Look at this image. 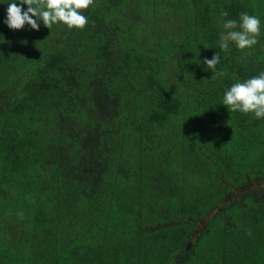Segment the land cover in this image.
<instances>
[{"label": "trees", "instance_id": "obj_1", "mask_svg": "<svg viewBox=\"0 0 264 264\" xmlns=\"http://www.w3.org/2000/svg\"><path fill=\"white\" fill-rule=\"evenodd\" d=\"M7 2L0 264H264V119L222 104L264 71V0H94L38 31ZM241 12L258 43L225 52Z\"/></svg>", "mask_w": 264, "mask_h": 264}, {"label": "clouds", "instance_id": "obj_2", "mask_svg": "<svg viewBox=\"0 0 264 264\" xmlns=\"http://www.w3.org/2000/svg\"><path fill=\"white\" fill-rule=\"evenodd\" d=\"M7 3L3 23L9 29L19 30L27 24L31 29L38 31L40 28L38 21H42L48 29L54 24L63 23L69 30L73 28L82 30L88 23L83 10L93 5L94 0H19V3L17 0H8ZM24 5H27L26 10L23 8ZM222 15L226 17L228 13L224 12ZM260 26V18L247 12H241L238 20H224L222 27L225 31L220 35V49L227 52L230 43L242 51L254 47L258 43ZM203 63L207 69L215 73L216 66L220 63L219 54L215 53L211 59L205 58ZM222 104L229 112L253 113L257 119H264V71L242 82L233 83L224 92ZM18 215L21 218L23 216L22 213Z\"/></svg>", "mask_w": 264, "mask_h": 264}, {"label": "rangeland", "instance_id": "obj_3", "mask_svg": "<svg viewBox=\"0 0 264 264\" xmlns=\"http://www.w3.org/2000/svg\"><path fill=\"white\" fill-rule=\"evenodd\" d=\"M260 183L258 182L257 184H256V186H258ZM238 194V192L235 194V195H237ZM234 198V196L233 195H231L229 198H227L225 201H224V203H228V202H230L232 199ZM211 215V213H209V215L207 216V217H209ZM204 222V221H203Z\"/></svg>", "mask_w": 264, "mask_h": 264}]
</instances>
